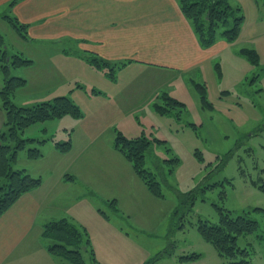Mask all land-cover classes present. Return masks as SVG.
<instances>
[{
	"label": "rangeland",
	"instance_id": "obj_1",
	"mask_svg": "<svg viewBox=\"0 0 264 264\" xmlns=\"http://www.w3.org/2000/svg\"><path fill=\"white\" fill-rule=\"evenodd\" d=\"M229 4L241 9V47L255 50L259 64L235 67L222 62L220 81L219 61L213 62L212 79L205 87L211 109L203 108L199 94L192 88L188 91V86L183 90L170 75L152 80L153 76L143 77L147 74L135 67L118 66L111 79L110 68L97 69L87 60L76 59L70 45L65 48L69 58H59V47L26 42L12 25L0 22L8 57L17 55L31 62L10 70L11 76L25 80V85L14 92L12 103L30 107L64 96L80 112L78 118L65 116L25 129L21 137L34 142H27L17 152V160L26 158L28 149L38 148L43 158L35 164L41 175L35 178L47 185L51 172L55 178L70 159H60L54 142L69 141L72 149L68 156L77 157L78 166L88 170L94 165L106 175L104 185L112 183L113 198L131 194V201L121 196L125 215L120 211L114 214L101 199L98 217L83 212L82 203L76 200L68 203L72 213L76 205V213L84 215L81 219L85 224L80 227L70 223L89 241L90 247L83 253L85 264H93L92 257L96 264H228L197 230L200 220L216 224L219 209L230 212L231 218L244 215L257 222V231L239 236L237 246L247 249L251 263L259 264L264 254V214L253 209L264 210V193L258 189L264 184V10L258 20L254 0H230ZM120 72H124L122 77ZM155 83L163 84V88L154 99L151 92H155ZM156 102L167 110L165 114L156 112ZM117 134L126 139L144 136L151 142L144 169L159 183L162 198L137 191L136 185L142 181L115 149ZM44 144L47 146L43 148ZM23 162L18 161L13 168L21 170L19 164ZM78 171L86 177L87 172ZM42 240L45 246L51 243ZM90 249L93 256L88 253ZM191 254L200 257L180 260Z\"/></svg>",
	"mask_w": 264,
	"mask_h": 264
},
{
	"label": "crops",
	"instance_id": "obj_2",
	"mask_svg": "<svg viewBox=\"0 0 264 264\" xmlns=\"http://www.w3.org/2000/svg\"><path fill=\"white\" fill-rule=\"evenodd\" d=\"M10 1L0 0V22L10 24L7 18H13L25 25L26 38L19 36L22 40L54 49L59 47V58H69L65 51L68 44L74 49L72 55L76 59L87 60L92 54L110 64L130 69L135 67V70L147 74L143 77L153 76L152 80L158 75H170L183 90L188 86L187 90L192 88L196 94L195 84L206 87L208 80L212 79L213 62L219 61L216 66L221 70L220 75L217 73L220 81H223L222 62L235 67L248 63L239 53L242 49L240 34L233 43L217 39L209 48L200 47L190 23L181 12L179 0H18L8 8ZM254 2L259 20L264 0ZM123 74L120 72L119 76ZM162 88L163 84L158 86L155 83V92H151L154 99ZM150 89H153L151 83ZM153 98L149 101L153 102ZM4 121L0 102V132ZM71 149L72 146L68 152L59 154L60 159L70 158L60 174L56 173L54 178L51 172L49 184L45 185L41 180L38 187L22 194L0 216V264H64L43 245V227L60 219L75 222L80 227L83 213H76V205L74 213L68 209V203H75V200L82 203L83 212L95 213L96 217L100 199L107 202L114 214L119 211L126 214L122 210V202L124 199L131 201V194L113 198L112 183L104 185L106 175L99 173L94 165L88 170L83 165L78 166V158L68 156ZM26 158L16 159L14 166H18V161H24L19 168L32 177H40L35 164L41 160ZM79 168L87 172L85 178L79 173ZM142 183L136 185L137 191L143 195L145 191L146 195L149 191ZM75 186L78 191L74 190ZM113 199L116 203L112 208L110 202ZM259 264H264V254L260 255Z\"/></svg>",
	"mask_w": 264,
	"mask_h": 264
},
{
	"label": "trees",
	"instance_id": "obj_3",
	"mask_svg": "<svg viewBox=\"0 0 264 264\" xmlns=\"http://www.w3.org/2000/svg\"><path fill=\"white\" fill-rule=\"evenodd\" d=\"M17 1L11 0L8 8H11ZM229 1L179 0L181 12L190 23L200 47L209 48L216 43L217 39H223L227 43H233L237 40L244 18L241 9L237 5L231 6ZM7 19L18 32V35L21 38H26V26L19 24L13 18ZM239 53L252 66L259 64V56L255 50L242 48ZM87 61L97 69L110 68L111 74L108 75L111 79L114 77L115 68L118 67L117 64L111 65L92 54L88 55ZM30 63L29 60L22 59L17 55L10 59L3 48V38L0 35V73L3 77L0 99L5 114L4 131L0 132V216L22 194L41 184L39 178L32 177L24 169L13 168L16 163L17 152L24 149L27 142H34V139L21 137L24 130L34 124L65 116L80 117L78 108L68 97L64 96H58L51 101L30 107H17L12 103L11 98L14 92L25 85V80L11 76L10 70L12 67L19 68ZM119 65H123V63ZM194 86L199 94L202 107L211 109V104L206 100L205 86L201 84ZM165 99L171 104L180 106L174 99L169 97H165ZM155 108L160 115L167 112L159 104H155ZM36 143L42 145L43 141L36 140ZM114 145L115 149L121 152L131 164L134 173L141 179L149 193L156 198H162L159 183L155 181L152 173L144 169L145 153L149 150L151 142L144 136L126 139L117 134ZM54 147L60 153H66L71 145L69 141L62 144L55 142ZM26 156L29 160H37L42 157V152L36 147L30 148L26 151ZM258 189L264 193V184L260 185ZM115 203L116 200H111L110 205L115 206ZM114 209L116 210V208ZM253 211L264 214V210L260 208H254ZM229 213L219 209V220L216 224L200 220L197 226L198 233L205 242L214 247L219 257L227 260L228 264H251L250 253L247 249H241L237 246V238L256 232L258 229L257 222L244 215L231 218ZM42 236L51 241L46 246V250L54 257L69 264H85L83 253H86L87 247H90L89 241L74 224L65 219L49 222L44 225ZM88 253L93 256L91 249ZM199 257V254H191L181 257L180 260H193ZM91 260L95 264L93 257Z\"/></svg>",
	"mask_w": 264,
	"mask_h": 264
}]
</instances>
